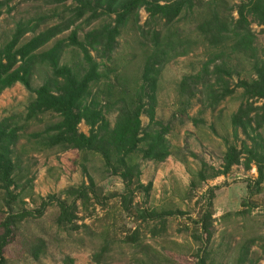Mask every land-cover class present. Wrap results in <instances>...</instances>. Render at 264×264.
<instances>
[{
    "label": "rangeland",
    "instance_id": "rangeland-1",
    "mask_svg": "<svg viewBox=\"0 0 264 264\" xmlns=\"http://www.w3.org/2000/svg\"><path fill=\"white\" fill-rule=\"evenodd\" d=\"M245 3L246 0H191V10L196 14L179 24L181 40L190 43L186 52L181 53L184 47L172 51L171 45L164 61L158 55L147 63L152 46L143 47L142 43L147 42L142 34L163 30V26L160 21L147 25L144 10H140L136 23L131 20L121 29L112 51L107 52L99 45L98 33L112 24L114 16L88 25L87 16L74 20V5L70 2L0 0V53L20 34L19 30L18 47L51 33L53 37L34 55L55 51L60 67L79 68L84 54L71 45L75 36L99 70L108 73L106 85L111 86V91L125 87L126 102L129 98L136 102L140 89H145L142 103L146 110L152 93V83L144 79L149 68L156 80L154 122L160 125L151 124L143 113L141 131L162 133L169 152L163 161L145 160L138 155L128 183L105 166L98 155L60 148L39 150L33 136L45 132L59 121L58 117L45 114L27 125L24 117L34 96L20 84L4 90L0 94V122L10 123L22 136L15 147L19 160L14 193L19 194V199L13 204L14 214H31L18 223L14 240L5 249L8 264H199L198 257L205 264H264V175L259 177L255 163L247 169V157L241 154L245 145L264 160V112L254 111L248 116L251 124L247 131L233 122L240 108L250 104L258 108L262 104L256 99L246 102L241 97L242 90L236 88L239 81L254 78L251 63L244 55L231 51L235 39L228 40L226 46H214L195 30L196 22L211 10H218L221 20L233 28L239 19L237 11ZM246 18L251 49L264 63V26ZM233 34L229 33V37ZM220 66L222 73L214 76ZM48 75L49 68L36 66L33 88H39ZM194 76L198 80H193ZM224 84L233 93L213 108L215 96ZM103 85L91 87L88 102L103 110L113 129L123 106L100 96L98 91H103ZM77 129L89 135L83 122ZM228 147H235L241 154L239 163L224 175L199 182L196 175L203 168L209 175L212 169L223 172ZM82 186L88 187L87 203L66 196ZM125 196L132 200L128 209L123 206ZM58 200L74 205L75 231L58 227ZM43 201H51L52 205L38 217L34 212ZM2 212L6 213L5 207ZM203 221L209 225V236L201 229ZM132 236L137 239L135 244L123 241ZM106 240L108 252L102 263H97L94 256L100 254ZM39 241L44 248L34 259L32 250Z\"/></svg>",
    "mask_w": 264,
    "mask_h": 264
},
{
    "label": "trees",
    "instance_id": "trees-1",
    "mask_svg": "<svg viewBox=\"0 0 264 264\" xmlns=\"http://www.w3.org/2000/svg\"><path fill=\"white\" fill-rule=\"evenodd\" d=\"M68 2L74 5L71 12L74 20L78 21L87 16L85 21L88 25L105 18L111 19L114 16L113 26L108 24L98 33L99 45H102L107 52L112 51L121 29L131 20L136 23L140 10H144L148 15L147 25L160 21L163 26V30L152 29L144 31L142 34L144 41L147 42L146 44L142 43L143 47L147 49L149 45L152 46L151 54L147 56V63H150L158 55L160 61H164L171 45L173 46L172 51L184 47V51L181 52L183 55L190 44L186 40H181L183 37L179 24L188 16L196 14L191 10V0H55L57 4ZM237 12L239 19L236 20L233 28L221 20V13L218 10H211L196 22L195 30L204 40L214 46H226L228 40L235 39L231 51L240 53L250 60L254 78L249 81H239L236 88L242 90L241 97L246 102L256 99V101H262V104L258 108H254L252 104L247 105L246 109L240 108L233 120L235 127H242L244 131H247L251 124V119L248 116L254 111L264 112V63L257 59L251 49V41L248 39L250 35L249 23L246 16L250 17L258 26H264V0H246L243 9ZM150 21L152 22L150 23ZM140 30L143 31V28ZM19 33L0 53V94L6 89L20 84L34 96L24 117L27 125L39 121L45 114H54L58 117L59 121L49 126L45 132L33 136L39 150L60 148L98 155L103 159L105 166L111 168L115 174H119L128 183L131 182L138 155H142L145 160L154 161H163L168 157L169 152L166 150L162 133L157 132L155 135H151L141 131L140 116L143 113L148 115L151 124L160 125L154 122L153 105L156 101L154 88L156 80L152 79V72L149 68H146L144 79L147 84L152 83V93L149 95L151 105L146 110L142 103L145 89H140L136 102L130 98L129 102H126L127 89H124L125 87L119 86L120 89L115 88L114 92L111 91L113 90L110 89L111 86L106 85L109 81L108 73L99 70V65L93 61L87 48L83 43L78 42L75 36L71 39V45L84 54V63L79 68H69L59 66V55L55 51L34 55L49 42L53 34L35 37L25 45L18 47L21 37L20 30ZM229 33H234L233 36H230L231 38ZM219 56L222 57V54L220 53ZM38 65L49 68L50 75L46 76L43 84L35 89L32 86V78ZM216 68L214 76L222 73L221 66ZM227 76L230 75L227 74ZM197 78L198 76L192 77L193 80ZM219 78L221 79L220 76ZM185 84L184 82L182 86ZM99 85L104 86L103 91H98L101 93L100 96L109 99V101L114 99L113 101H118L115 104L120 103L123 106L113 129H110L103 110L88 102L91 87ZM232 93L233 91H229L224 84L222 90L217 92L212 107H216ZM81 122L89 128L88 136L78 132L77 128ZM9 124L0 122V197L3 196L0 206V264H8L4 257L5 249L14 240L18 223L31 215L26 211L14 214L13 204L19 199V194L14 193L18 186L15 171L18 166L16 162L19 160L15 147L22 136ZM243 146L241 154H245L247 157L245 167L248 169L251 163H255L259 177L262 179L264 175L263 158L260 159L256 154L254 155L252 149ZM241 154L235 147H228L223 158V172L212 169V173L209 175L205 171L206 168H203L196 178L199 182H204L226 174L233 165L239 163ZM202 165L206 167L205 164L202 163ZM88 194V187L82 186L77 190L67 192L66 196L73 197L74 200L85 204L88 201ZM131 202L130 197H123L125 209H128ZM50 205H52L51 201H43L40 208L34 213L40 217ZM57 206L59 209L56 221L58 227L75 231L77 226H72L74 205L69 206L66 200H58ZM2 207L6 208L5 214L2 212ZM202 223L201 229L208 234L209 225L204 221ZM123 241L135 244L137 239L132 236V238H126ZM108 246L109 243L106 240L100 254L94 256V261L102 263L104 255L108 252ZM43 248L42 241L33 247L32 256L34 259L39 258ZM198 258L199 264H205L203 258Z\"/></svg>",
    "mask_w": 264,
    "mask_h": 264
}]
</instances>
